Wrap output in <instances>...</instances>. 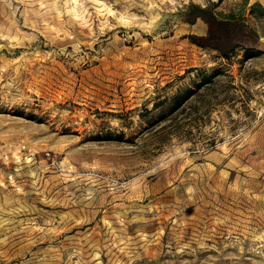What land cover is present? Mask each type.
Masks as SVG:
<instances>
[{"label": "rangeland", "instance_id": "rangeland-1", "mask_svg": "<svg viewBox=\"0 0 264 264\" xmlns=\"http://www.w3.org/2000/svg\"><path fill=\"white\" fill-rule=\"evenodd\" d=\"M0 264H264V0H0Z\"/></svg>", "mask_w": 264, "mask_h": 264}, {"label": "trees", "instance_id": "trees-1", "mask_svg": "<svg viewBox=\"0 0 264 264\" xmlns=\"http://www.w3.org/2000/svg\"><path fill=\"white\" fill-rule=\"evenodd\" d=\"M262 7L259 3H254L252 9ZM185 21L194 23L198 18L204 19L208 24V34L205 36H191L192 41L202 47H209L218 50L220 56L229 58L238 47L243 49V57L245 59L255 57L259 54L255 46L241 44L234 40L237 32V24L243 20L237 17L234 13L218 16L213 9L208 7H200L190 4L185 10ZM213 74H203L196 82V86L208 84L212 81ZM194 94V90L188 88L183 94L178 93L173 97L175 102L174 109H178L181 104Z\"/></svg>", "mask_w": 264, "mask_h": 264}]
</instances>
